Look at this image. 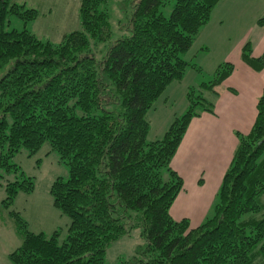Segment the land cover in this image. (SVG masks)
<instances>
[{
    "label": "trees",
    "instance_id": "obj_1",
    "mask_svg": "<svg viewBox=\"0 0 264 264\" xmlns=\"http://www.w3.org/2000/svg\"><path fill=\"white\" fill-rule=\"evenodd\" d=\"M110 1L80 0V28L54 43L29 29L39 17L36 7L0 0V170H19L15 154L46 142L70 167L67 178L50 186L54 205L70 219L66 238L60 230L50 237L31 231L17 218L23 242L11 262L106 264L109 247L139 229L133 256L117 264H264V93L252 130L238 133L215 215L197 226L171 215L184 186L171 162L190 120L213 111L214 103L206 105L201 95L192 102L189 90L186 111L162 137H150L149 110L197 67L185 55L220 0H131L130 13L128 0H117L120 37ZM169 3L167 15L162 8ZM242 57L264 68V54L253 56L249 43ZM233 69L220 63L202 88L218 94ZM1 179L4 207L35 189L23 171L16 180L0 173Z\"/></svg>",
    "mask_w": 264,
    "mask_h": 264
},
{
    "label": "rangeland",
    "instance_id": "obj_2",
    "mask_svg": "<svg viewBox=\"0 0 264 264\" xmlns=\"http://www.w3.org/2000/svg\"><path fill=\"white\" fill-rule=\"evenodd\" d=\"M18 1L25 2L28 6H33L38 9L39 17L35 20V23H29L28 27L35 35L45 40L49 39L54 43L60 42L65 33H70L73 30L80 28V0ZM130 1L131 0L127 1L129 3V13L131 11ZM116 2L117 0L110 1V6L113 7V23L115 24L112 25V28L115 37H120L124 32L121 28H117L120 13L114 8ZM172 6V3H169L164 6L162 10L169 15ZM228 9L237 11V15L239 16L238 22L234 25V30H230L225 28L230 20L229 17L226 18L221 32L217 34V40L222 38V42L225 45L223 43L219 45L211 43L210 47L212 50L204 51L203 53L205 54V57L199 58L201 64L204 66L208 61L211 63H222L221 61H223L228 54L234 55L236 46L241 43V39L245 35H247L248 40L244 45L249 43L251 46L253 44L252 42H254L253 40H256L259 33L264 30L262 28L264 27V24H260L263 21L262 18L264 17V13L259 17V23L258 21L255 23L253 20L254 15L258 16L264 10V2L262 0H250L245 2L244 0H220L214 9V14L225 18L227 16L226 10ZM14 19H16L17 22H20L19 24L21 25L25 24L23 20L16 16H13V20ZM217 20L218 18H213L211 24L215 23ZM17 22L14 21L12 26L19 27L15 26L17 25ZM223 28H225V32L223 31ZM203 42L204 37H201V40H198L192 46L191 53L199 51ZM227 59H225V61L234 66L235 63ZM188 61L191 64L196 62L194 56L189 57ZM204 72L206 73L201 75L203 71L199 70V73H201L199 74L194 68H192V66L189 67L188 75L193 87L188 88L182 83L177 85L178 83L174 82L166 88V92H163L159 96L160 98L155 101L153 107L148 112V118L151 125V138L162 137L175 119L176 115L180 116V114L186 111L188 101L185 98V93L189 90H191V96L194 99L192 102L195 103L196 100H201V98H197L195 95H201L200 97L206 98L207 100L202 98L206 105L212 102L215 91L203 89L199 85L203 82V77H206V81H210L214 76L215 70L209 71L204 67ZM216 90L218 93L224 92L226 91V87L223 84H220L216 87ZM197 108H200V105L195 104V109L197 110ZM12 161L18 165L19 170L5 173L4 170L1 169L0 173L3 175L5 174L7 179L16 180L23 171L27 177H31L33 181H35V189L30 192L20 191L16 198H14L7 207H4L3 200L6 197V191L3 182L5 181L1 179L0 264H13L10 260V253L23 242L22 233L18 232L17 218L21 219L25 227L29 228L31 231L44 232L48 237H50L54 231L60 230L61 239L66 238L70 224L69 217L54 205L53 196L50 192L51 184L58 177L62 176L67 178L69 176L70 167L61 160L60 154L52 148L51 144L46 142L35 152H31L27 148H22L15 154ZM262 202L264 204V196ZM214 209L215 206L214 203H212V205L206 209V212L201 219L198 217L193 220L194 225L200 224L206 219V217H213L215 215ZM137 243H140V231L139 229H134L131 235L122 238L120 241L113 243L109 247L106 254V264H117L120 260L132 257Z\"/></svg>",
    "mask_w": 264,
    "mask_h": 264
},
{
    "label": "crops",
    "instance_id": "obj_3",
    "mask_svg": "<svg viewBox=\"0 0 264 264\" xmlns=\"http://www.w3.org/2000/svg\"><path fill=\"white\" fill-rule=\"evenodd\" d=\"M262 1L264 2V0ZM214 9L210 22L201 29L194 42L196 43L201 40V37H204L200 50L191 53V48L185 55L187 60L194 56L196 61L194 64L199 68L194 67V69L198 73L199 70L203 71L202 74L199 73L201 75L206 73L204 67L206 70L214 71L220 62L211 63L208 61L204 66L199 58L205 57L204 51L212 50L211 43L217 45L223 43L222 38L217 40V34L221 32L226 18L229 17L230 20L225 28L230 30H234V25L239 18L236 10H226L227 16L222 18L214 14ZM263 13L264 10L258 16L254 15L255 23ZM213 18H218V20L211 24ZM225 28H223L224 32ZM262 28L264 29V27ZM247 40L248 37L245 35L241 39V43L236 46L234 55L228 54L224 58V62L229 58L227 60L235 63L231 75L222 83L226 87V91L218 94L214 92L213 111H204L190 120L171 163L172 168L182 176L185 185L171 207V215L177 220L188 219L192 226H197L194 225L193 220L198 217L201 219L206 209L215 202L223 177L233 162L239 144L238 133L248 134L257 119L258 102L264 93V68L256 70L244 62L242 50ZM253 41L255 43L252 42L253 47L251 45L252 55L258 57L264 54V30ZM223 61L221 62L223 63ZM174 82L178 83L177 85L182 83L188 88L193 87L188 70L182 79ZM203 82H208L206 77H203ZM203 82L199 85L201 88ZM188 92L185 93L187 101ZM188 105L189 101L186 109Z\"/></svg>",
    "mask_w": 264,
    "mask_h": 264
}]
</instances>
